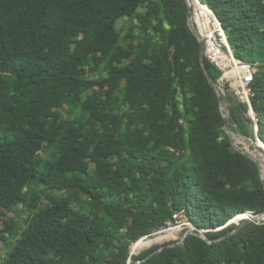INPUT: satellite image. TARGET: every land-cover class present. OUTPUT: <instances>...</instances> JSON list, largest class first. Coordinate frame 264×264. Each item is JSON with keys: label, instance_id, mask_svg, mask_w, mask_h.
I'll return each instance as SVG.
<instances>
[{"label": "trees", "instance_id": "trees-1", "mask_svg": "<svg viewBox=\"0 0 264 264\" xmlns=\"http://www.w3.org/2000/svg\"><path fill=\"white\" fill-rule=\"evenodd\" d=\"M200 1L236 56L258 65L257 123L235 98L229 126L264 143V0ZM189 10L187 0H0V219L13 233L7 212L22 200L31 217L3 264H264V222L227 225L264 211V183L257 161L227 144ZM123 16L142 18L126 45L115 27ZM90 61L98 78L83 67ZM182 207L210 241L189 233L150 255L177 233L140 238Z\"/></svg>", "mask_w": 264, "mask_h": 264}, {"label": "built area", "instance_id": "built-area-1", "mask_svg": "<svg viewBox=\"0 0 264 264\" xmlns=\"http://www.w3.org/2000/svg\"><path fill=\"white\" fill-rule=\"evenodd\" d=\"M192 21L199 38L203 42L204 56L219 70V84L222 88L224 101L232 94L241 102L249 104L250 115L257 123L256 114L252 108V99L256 96L253 87L255 75L258 72L257 63L239 58L234 53L228 37L214 11L200 0L191 3ZM226 103V102H225ZM258 140L259 146L264 143ZM240 215V214H239ZM242 218L264 222V214H254L250 211L242 213ZM189 216L184 207L177 209L168 226L176 228L186 225ZM190 220V219H189ZM108 264V263H100Z\"/></svg>", "mask_w": 264, "mask_h": 264}, {"label": "rangeland", "instance_id": "rangeland-1", "mask_svg": "<svg viewBox=\"0 0 264 264\" xmlns=\"http://www.w3.org/2000/svg\"><path fill=\"white\" fill-rule=\"evenodd\" d=\"M142 18L140 19H135V18H131V17H127V16H123L122 18H120L117 23H116V29L118 31L121 32V35L119 36V44H123L126 45V40L124 37V34L126 33V31L128 30V27L131 23H136L139 22ZM160 32V31H159ZM75 51L77 52L79 49L78 43H76L74 45ZM131 54V52H126L125 55L128 57ZM85 71L92 77V78H98L99 74L101 73V71L99 69H96L95 66L93 65V63L90 62H86L83 65ZM235 96H233L232 94L230 95V97H228L227 101L225 100V105H226V110L229 113V105L230 104H234L235 102ZM54 112L57 111H61L64 115L70 116L72 118H78L81 117V111L79 109H76L73 113H68L66 107H60V106H56L53 108ZM247 113L250 115V110L247 111ZM135 113H132L129 115V117H134ZM239 122L242 123L243 121L241 120V118H239ZM183 124V121H180L179 126H181ZM171 130L176 129V127L174 126H170ZM232 131V135L233 137H230L229 142H227L228 146H230V148L233 150V152L237 155V156H241L243 154H249L250 156L256 158L263 166L264 169V146L261 147L258 144V140L259 138H257L256 140L250 138L249 136L245 135L242 132H237V131H233L232 129H230ZM30 151L32 152H38L36 149H31L28 148ZM93 171L95 173H100V169L98 166H95ZM77 193V191H73L72 193H70L65 199L64 202L60 204L61 210L64 213L70 212V207H75V203L72 201V198L74 197V195ZM53 197V196H52ZM48 200H45V203H47ZM16 210H12V211H8L7 212V218L11 219L14 224V230L11 232H8V227L6 225L3 224L2 220L0 219V228L3 229L4 231V240L2 239V236H0V264H3L7 258H8V250L11 246V243L13 242V240L16 237V233L21 230L22 228H24L27 224H29L31 222V217H30V206L28 205L26 200H22L16 207ZM241 217H234L232 219H230L227 222V225L230 223H237V224H241L246 218H242ZM187 224L183 225V226H179L176 227L177 229H173L170 226L163 228L159 231L154 232L152 235L150 236H144L140 239H144V240H148L151 239L153 242L156 241H160V240H164L165 238L171 236L172 234L177 233V236L173 239L167 240L164 243H160L157 244L154 248H152V251L160 248L161 246L170 244V243H175V242H181L182 241V236L187 232V231H191L194 230L195 225L192 221H190L189 219L187 220ZM201 233H204L205 229H201L200 230ZM148 251L147 249H143L138 253H133L135 256L139 255L142 252H146ZM133 263H137L138 261L137 259H133V258H129L128 259V263L127 264H133Z\"/></svg>", "mask_w": 264, "mask_h": 264}, {"label": "water", "instance_id": "water-1", "mask_svg": "<svg viewBox=\"0 0 264 264\" xmlns=\"http://www.w3.org/2000/svg\"><path fill=\"white\" fill-rule=\"evenodd\" d=\"M187 1H188V3H189V6H190V10H189V25H190L192 31L194 32V34L199 38V35H198V33H197V30H196V28H195V26H194V24H193V21H192V6H191L190 1H189V0H187ZM199 40H200V46H201V63H202V65H203V68H204L205 73L207 74V76H208V78H209V81L211 82V84L214 86V88L216 89V91H217V93H218V97H219V100H220L221 112H222V114H223V116H224V118H225V121H226L225 129H226L227 133L229 134V136H230V137H233V135H232V131L230 130V126H229V113H228V111L226 110V105H225V101H224V97H223V93H222V88H221V86H220L219 83H215V82L212 81V79L210 78V76L208 75V73H207V71H206V68H205V66H204V61H203V59H204V57H205V56H204V51H203V42L201 41L200 38H199ZM246 155L250 156L249 154H246ZM250 157L253 158L254 160H256L257 163L259 164V166H260V174H261V178H262L263 183H264V169H263L262 164H261L256 158H254V157H252V156H250ZM258 214H259V215H262V214H264V211L261 212V213H258ZM249 221H253V220H251V219H245L243 223H245V222H249ZM189 233H198L200 236H202L203 238H205V239H207L208 241H210V240L208 239V237L206 236L205 233L196 232V231H194V230L187 231V232L182 236V241L185 239V237H186ZM182 241H181V242H182ZM181 242H175V243H170V244H167V245L161 246L160 248H157V249L153 250V251L150 253V255H152V254H154V253H156V252H159V251L162 250L164 247H167V246H174V245L180 244ZM139 262H140V261H138V263H139ZM136 264H137V263H136Z\"/></svg>", "mask_w": 264, "mask_h": 264}, {"label": "bare ground", "instance_id": "bare-ground-1", "mask_svg": "<svg viewBox=\"0 0 264 264\" xmlns=\"http://www.w3.org/2000/svg\"><path fill=\"white\" fill-rule=\"evenodd\" d=\"M190 3H194L195 0H189ZM173 229H177V228H173ZM133 253V252H132Z\"/></svg>", "mask_w": 264, "mask_h": 264}]
</instances>
